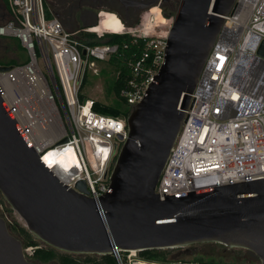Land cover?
Returning <instances> with one entry per match:
<instances>
[{
    "label": "built area",
    "instance_id": "2783aa9c",
    "mask_svg": "<svg viewBox=\"0 0 264 264\" xmlns=\"http://www.w3.org/2000/svg\"><path fill=\"white\" fill-rule=\"evenodd\" d=\"M160 3L134 27L109 11L76 29L67 28L44 0L0 3V16L6 17L0 36L17 38L27 54L26 62L0 69V96L49 170L73 189L84 180L92 198L108 190L113 162L127 138L126 115L104 114L93 108L96 100L80 99L87 72L98 75L97 61L119 51L115 43L93 40L106 33L129 34L133 43L143 40L140 56L128 60L131 77L119 92L130 110L163 61L169 26L157 28L167 22L158 21ZM263 40L264 0H236L191 93L156 186L160 199L163 193L264 177V57L257 54ZM67 152L71 155L62 163ZM0 215L13 223L1 204ZM40 246H23V252L30 258ZM135 253L112 254L118 264H154Z\"/></svg>",
    "mask_w": 264,
    "mask_h": 264
},
{
    "label": "water",
    "instance_id": "95a60500",
    "mask_svg": "<svg viewBox=\"0 0 264 264\" xmlns=\"http://www.w3.org/2000/svg\"><path fill=\"white\" fill-rule=\"evenodd\" d=\"M119 1L149 8L167 0ZM235 1L178 0L159 71L126 115L127 138L108 190L98 197L88 195L84 180L76 189L59 181L0 96V194L40 242L81 255L219 243L245 249L264 264V177L163 193L164 199L155 193L191 93ZM257 54L264 57V40ZM0 264H38L25 256L1 215Z\"/></svg>",
    "mask_w": 264,
    "mask_h": 264
},
{
    "label": "trees",
    "instance_id": "16d2710c",
    "mask_svg": "<svg viewBox=\"0 0 264 264\" xmlns=\"http://www.w3.org/2000/svg\"><path fill=\"white\" fill-rule=\"evenodd\" d=\"M2 2L5 3L6 0H2ZM173 6L174 7L172 11L167 9L163 12V15L166 19L173 16L177 7L176 2L173 3ZM159 18L160 19L158 21L160 23L165 22V18H163L161 15L159 16ZM135 25L136 24H126L125 26L133 27ZM90 35L95 36V34ZM131 39L132 36L129 34L106 33L101 37L95 38L93 40V43H98L101 41L106 43H115L119 48L117 55H113L107 60V65H110L115 72V76L111 81V90L116 97V101L112 105L102 104L99 101H95L93 106L95 110L104 114L119 116L127 115L129 111L125 101L120 98L119 92L125 86L127 80L131 77V71L128 67V60L139 57L144 46L143 40L138 39L137 43H133ZM85 80L83 81L82 87L85 84ZM83 98V94L80 93V99ZM8 209L11 210L10 207H8ZM8 225L10 231L21 239L23 246L41 243V246L36 249L32 256H30V259L38 264H46L54 259H56L59 264H118V261L113 254H86L76 256L70 253L60 252L35 239V237L27 230V228L23 225H20L17 221H13L12 224ZM122 255L123 253L121 254V256ZM137 257L148 262L159 263L167 260L162 249L138 251Z\"/></svg>",
    "mask_w": 264,
    "mask_h": 264
},
{
    "label": "rangeland",
    "instance_id": "374dc122",
    "mask_svg": "<svg viewBox=\"0 0 264 264\" xmlns=\"http://www.w3.org/2000/svg\"><path fill=\"white\" fill-rule=\"evenodd\" d=\"M178 0L176 1V4ZM163 18V13L161 14ZM173 16L167 18V22L165 25H161L157 28H167L171 22V18ZM5 16H0V23L5 20ZM122 21V20H121ZM140 22H138L139 24ZM123 24V22H122ZM124 25V24H123ZM137 25V24H136ZM135 25V26H136ZM134 27V26H133ZM27 54L23 48H21L19 41L17 38L14 37H4L0 36V65L2 66H13L18 65L26 62ZM97 67L99 68V74L94 75L91 72H87L85 84L82 87V94L86 98H91L93 100L99 101L102 104L112 105L116 101V97L111 90V81L115 76V72L110 65H107V61H97ZM0 204L3 208L7 210L10 219L13 221H17L20 225L25 226L24 221L21 217L14 211L9 210V204L3 199L2 195L0 194ZM26 227V226H25ZM35 239H37L35 237ZM38 240V239H37ZM161 250V249H160ZM166 256V261L164 262H149L154 264H176V260L180 258H184L185 260H189L192 255L188 253H181L176 248H168L162 249ZM197 250L204 254L205 256H213L216 259H222L224 262H234L233 264H246L249 260L253 262L259 263L258 261H254L251 259V256L247 253L248 251L241 249V248H233L228 250H222L217 247V245L210 243H200L197 245ZM61 252V251H60ZM193 252V251H190ZM137 253H135V257H137ZM181 255L177 257V254ZM243 261L242 263H239ZM47 264H59L56 259L51 260Z\"/></svg>",
    "mask_w": 264,
    "mask_h": 264
},
{
    "label": "flooded vegetation",
    "instance_id": "af4514ba",
    "mask_svg": "<svg viewBox=\"0 0 264 264\" xmlns=\"http://www.w3.org/2000/svg\"><path fill=\"white\" fill-rule=\"evenodd\" d=\"M2 1V0H1ZM137 2H147L148 0H130ZM177 0L160 1L162 12L169 9L172 11L173 3ZM45 5L51 10L52 14L56 16L62 23L69 29H76L81 25L90 24L96 21L105 12H114L122 20L123 24H137L141 21L146 10L143 6H132L124 4L119 0H44ZM210 244V243H205ZM219 246L222 250H228V248L219 243H213ZM198 244L189 246L176 247L181 253H188L191 256L189 260L180 258L176 260V264H233L234 262H224L222 259H216L212 255L205 256L197 250ZM245 250V249H244ZM193 251V252H190ZM247 251V250H246ZM181 253L177 257L181 255ZM251 259L258 261L257 258L251 253L247 252ZM81 256V254H73ZM243 261L239 262L242 263ZM246 264H258L249 260L244 262Z\"/></svg>",
    "mask_w": 264,
    "mask_h": 264
},
{
    "label": "bare ground",
    "instance_id": "6f19581e",
    "mask_svg": "<svg viewBox=\"0 0 264 264\" xmlns=\"http://www.w3.org/2000/svg\"><path fill=\"white\" fill-rule=\"evenodd\" d=\"M107 24V23H106ZM105 24V25H106ZM246 76L247 77H250V75H248V73H246ZM71 155V152H67V153H63V155L60 157V161L62 162V163H64L65 162V158L67 157V156H70ZM50 160H51V158H50Z\"/></svg>",
    "mask_w": 264,
    "mask_h": 264
},
{
    "label": "crops",
    "instance_id": "0c3cea01",
    "mask_svg": "<svg viewBox=\"0 0 264 264\" xmlns=\"http://www.w3.org/2000/svg\"><path fill=\"white\" fill-rule=\"evenodd\" d=\"M0 3H3L1 0H0ZM5 5V4H4ZM19 41V40H18ZM19 44H20V42H19ZM20 46H21V44H20ZM21 48H23L22 46H21Z\"/></svg>",
    "mask_w": 264,
    "mask_h": 264
}]
</instances>
